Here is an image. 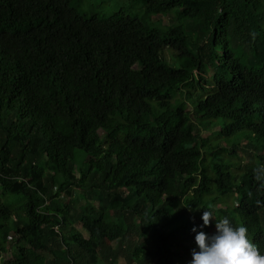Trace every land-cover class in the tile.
I'll return each instance as SVG.
<instances>
[{"label":"trees","instance_id":"obj_1","mask_svg":"<svg viewBox=\"0 0 264 264\" xmlns=\"http://www.w3.org/2000/svg\"><path fill=\"white\" fill-rule=\"evenodd\" d=\"M128 1L0 0V264H190L205 209L264 254V0Z\"/></svg>","mask_w":264,"mask_h":264},{"label":"clouds","instance_id":"obj_2","mask_svg":"<svg viewBox=\"0 0 264 264\" xmlns=\"http://www.w3.org/2000/svg\"><path fill=\"white\" fill-rule=\"evenodd\" d=\"M200 218L202 224L191 228L198 251L192 250L190 264H264V254L248 239L245 226H233L228 217L216 219L208 209ZM210 220L214 221V233L197 230L208 226Z\"/></svg>","mask_w":264,"mask_h":264},{"label":"rangeland","instance_id":"obj_3","mask_svg":"<svg viewBox=\"0 0 264 264\" xmlns=\"http://www.w3.org/2000/svg\"><path fill=\"white\" fill-rule=\"evenodd\" d=\"M71 4L78 9L80 12L84 13L86 16L91 14H96L101 16L103 14H111L114 11L121 10L125 14H129L132 16H139L143 10L142 5L140 3L133 4L128 0H71ZM168 17H161V22H167ZM164 56H169V50L165 49ZM244 136H247L245 130H243ZM208 135L207 131H202L201 136L205 137ZM247 138L245 139V141ZM91 156L88 155L87 158ZM264 163V161H263ZM80 206V201H76L74 205L75 208ZM76 229H78L83 236H86V232L80 227L79 224L75 225Z\"/></svg>","mask_w":264,"mask_h":264}]
</instances>
